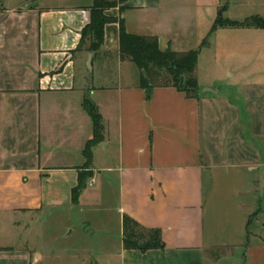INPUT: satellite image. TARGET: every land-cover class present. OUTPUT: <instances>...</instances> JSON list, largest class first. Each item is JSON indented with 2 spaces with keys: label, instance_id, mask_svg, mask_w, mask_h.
<instances>
[{
  "label": "crops",
  "instance_id": "obj_1",
  "mask_svg": "<svg viewBox=\"0 0 264 264\" xmlns=\"http://www.w3.org/2000/svg\"><path fill=\"white\" fill-rule=\"evenodd\" d=\"M118 1L105 13L128 33L201 47V97L144 89L118 21L80 47L94 0H0V264H264V28L212 31L224 0ZM124 215L164 247L124 248Z\"/></svg>",
  "mask_w": 264,
  "mask_h": 264
},
{
  "label": "trees",
  "instance_id": "obj_2",
  "mask_svg": "<svg viewBox=\"0 0 264 264\" xmlns=\"http://www.w3.org/2000/svg\"><path fill=\"white\" fill-rule=\"evenodd\" d=\"M109 0H94L91 7L89 23L82 31L80 47L89 40L88 50L98 51L104 42L105 25L118 21L120 24V57L122 60L134 62L142 72V87L152 91L156 87H175L188 98L200 99L201 92L197 78V65L200 48L178 52L170 48L161 50L156 36H146L128 33L122 20L108 16L107 8L113 7ZM225 7L220 9L214 22L212 31L218 28H264V18L259 15L247 17L244 20H232L224 16ZM207 40V39H206ZM204 40L202 45L207 41ZM84 105L94 122V136L90 139L83 154L89 166L92 161V145L102 140V117L96 106L86 99ZM91 177L90 172H81L79 183L73 189L72 200L78 202L80 192L87 185ZM123 246L126 249L146 251L163 248L164 242L161 231L155 228H145L138 221L128 215L123 218Z\"/></svg>",
  "mask_w": 264,
  "mask_h": 264
},
{
  "label": "rangeland",
  "instance_id": "obj_3",
  "mask_svg": "<svg viewBox=\"0 0 264 264\" xmlns=\"http://www.w3.org/2000/svg\"><path fill=\"white\" fill-rule=\"evenodd\" d=\"M114 2V6H119L121 1L118 0H109ZM224 4H227L228 10L225 13L226 17L235 20H243L249 16L260 15L264 18V0H224ZM89 44V43H88ZM211 55H204L201 64V78L203 81H206V77L211 74ZM219 74H222V70ZM205 88H203L204 90ZM223 92H227V89L222 88ZM66 217H57V216H48L47 229L51 233L53 231H62L64 228V223Z\"/></svg>",
  "mask_w": 264,
  "mask_h": 264
},
{
  "label": "water",
  "instance_id": "obj_4",
  "mask_svg": "<svg viewBox=\"0 0 264 264\" xmlns=\"http://www.w3.org/2000/svg\"><path fill=\"white\" fill-rule=\"evenodd\" d=\"M91 60H92V55L89 56V61H88V67L89 68H92Z\"/></svg>",
  "mask_w": 264,
  "mask_h": 264
}]
</instances>
